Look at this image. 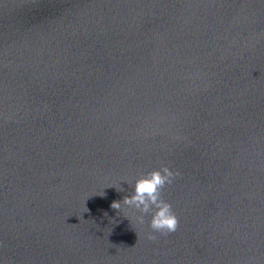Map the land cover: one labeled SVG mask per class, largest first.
Masks as SVG:
<instances>
[{"label": "water", "instance_id": "95a60500", "mask_svg": "<svg viewBox=\"0 0 264 264\" xmlns=\"http://www.w3.org/2000/svg\"><path fill=\"white\" fill-rule=\"evenodd\" d=\"M0 264H264V0H0Z\"/></svg>", "mask_w": 264, "mask_h": 264}, {"label": "clouds", "instance_id": "9594fccd", "mask_svg": "<svg viewBox=\"0 0 264 264\" xmlns=\"http://www.w3.org/2000/svg\"><path fill=\"white\" fill-rule=\"evenodd\" d=\"M179 176L178 170L174 171L162 165L160 168L141 173L134 182L123 180L132 187L133 191L122 200L113 201L111 207L120 211L121 203H123L128 208L134 209L138 213L135 219L141 225L145 224L146 216H150L148 219L150 231L146 233V239L150 241L156 240L157 234L166 236L174 233L179 226V221L171 204L164 200L162 192ZM117 190L123 191L120 185Z\"/></svg>", "mask_w": 264, "mask_h": 264}]
</instances>
